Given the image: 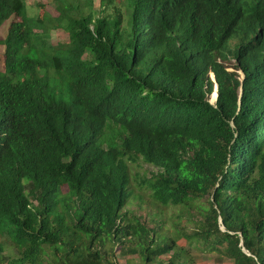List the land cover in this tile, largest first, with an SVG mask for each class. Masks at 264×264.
I'll return each instance as SVG.
<instances>
[{
	"label": "trees",
	"instance_id": "trees-1",
	"mask_svg": "<svg viewBox=\"0 0 264 264\" xmlns=\"http://www.w3.org/2000/svg\"><path fill=\"white\" fill-rule=\"evenodd\" d=\"M114 1L32 25L0 0V264H192L185 245L264 264V0H126V36ZM138 159L190 232L125 210Z\"/></svg>",
	"mask_w": 264,
	"mask_h": 264
},
{
	"label": "rangeland",
	"instance_id": "rangeland-1",
	"mask_svg": "<svg viewBox=\"0 0 264 264\" xmlns=\"http://www.w3.org/2000/svg\"><path fill=\"white\" fill-rule=\"evenodd\" d=\"M65 1V0H64ZM68 2H72L73 4L77 3L80 9L83 8V11H87L86 8L88 0H67ZM27 6V14L29 17L33 18L32 25L36 23L38 19H43L48 22L49 17L54 18L58 16V12L55 10L56 4L54 0H24ZM37 5H42L41 8L37 7ZM93 9L99 11L101 6V0H92ZM129 7V1L126 0H115L114 8L115 10H119L122 14V28L125 31L124 36H126L129 32V17L127 15V9ZM114 10V11H115ZM113 9L107 10L106 13L113 14ZM131 12V9H130ZM47 14V15H46ZM17 21L19 19L17 18ZM9 21H5L4 24L0 27V39H3L6 36L8 29ZM49 39L53 43L58 42H67L68 36L61 29V27L53 29L49 32ZM2 45H0V57L2 55ZM228 70L233 71L234 61H227L224 63ZM0 68H1V60H0ZM1 70V69H0ZM211 97V96H210ZM209 97V102H210ZM215 97V95H214ZM214 97L211 98L213 101ZM129 171H130V188L132 190V197L129 199V202L125 206V210L133 211L136 215H139L145 222V224L152 228L158 222L164 221L163 231H168L170 237L176 236L177 231L181 230L184 232H190L195 226V221L192 219H197L195 215H197V211L195 208L190 209V214L181 217L177 220L176 216L179 214L181 210L179 207L173 206H161L157 204L153 198L151 197V191L146 186L141 185V178L146 177L150 178L152 174L157 173L156 169L151 165L144 163L142 160L138 159L136 162L129 163ZM66 189H63L65 191ZM196 205L207 206V199L202 198L199 199ZM196 207V206H195ZM192 214V215H191ZM176 223V227L174 228L173 223ZM178 234H180L178 232ZM184 244V240H180V244ZM128 245V244H127ZM185 249L188 250V255L192 259V264H231L230 261L223 255L219 253H206L195 248H191L188 245L184 246ZM114 258L117 264H123L124 261L130 259L131 264H140V259L138 257H133L128 253L124 255L119 251L114 252ZM45 263L51 260V257L48 254H45L42 258ZM49 263V262H48Z\"/></svg>",
	"mask_w": 264,
	"mask_h": 264
},
{
	"label": "water",
	"instance_id": "water-1",
	"mask_svg": "<svg viewBox=\"0 0 264 264\" xmlns=\"http://www.w3.org/2000/svg\"><path fill=\"white\" fill-rule=\"evenodd\" d=\"M212 77H213V76H212ZM216 91H217V86L214 88V91H213V93H215V101H216V98H217V92H216ZM213 93H212V94H213ZM212 94H211V95H212ZM215 101H214V103H215ZM211 104H212V103H211Z\"/></svg>",
	"mask_w": 264,
	"mask_h": 264
},
{
	"label": "bare ground",
	"instance_id": "bare-ground-1",
	"mask_svg": "<svg viewBox=\"0 0 264 264\" xmlns=\"http://www.w3.org/2000/svg\"><path fill=\"white\" fill-rule=\"evenodd\" d=\"M214 95H215V93H214ZM214 95H213V97H214ZM214 100H215V97H214L213 101H214ZM213 101H212V102H213Z\"/></svg>",
	"mask_w": 264,
	"mask_h": 264
}]
</instances>
